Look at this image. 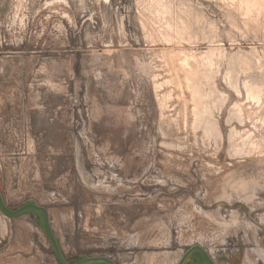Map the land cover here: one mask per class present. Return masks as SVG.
<instances>
[{
	"label": "rangeland",
	"instance_id": "obj_1",
	"mask_svg": "<svg viewBox=\"0 0 264 264\" xmlns=\"http://www.w3.org/2000/svg\"><path fill=\"white\" fill-rule=\"evenodd\" d=\"M0 189L68 258L264 264V0H0ZM0 264H58L32 215Z\"/></svg>",
	"mask_w": 264,
	"mask_h": 264
},
{
	"label": "water",
	"instance_id": "obj_2",
	"mask_svg": "<svg viewBox=\"0 0 264 264\" xmlns=\"http://www.w3.org/2000/svg\"><path fill=\"white\" fill-rule=\"evenodd\" d=\"M0 213L12 219L25 214L34 218L36 225L44 232L50 242L53 254L58 264H118L113 258L106 255H77L67 257L61 243L54 232L50 220V213L46 206L30 199L18 207H10L4 200L0 189ZM177 264H219L211 253L201 244L189 246L182 254Z\"/></svg>",
	"mask_w": 264,
	"mask_h": 264
},
{
	"label": "bare ground",
	"instance_id": "obj_3",
	"mask_svg": "<svg viewBox=\"0 0 264 264\" xmlns=\"http://www.w3.org/2000/svg\"><path fill=\"white\" fill-rule=\"evenodd\" d=\"M196 86H197V85H196ZM196 86H195V87H196ZM193 89H194V88H193ZM250 91H251V90H250ZM253 100H254V99H253ZM254 101H255V100H254ZM197 116H198V115H197ZM181 256H182V255H181ZM213 257H214V256H213ZM215 257H216V256H215ZM214 259H215V258H214ZM179 260H180V259H179ZM215 260H216V259H215Z\"/></svg>",
	"mask_w": 264,
	"mask_h": 264
}]
</instances>
